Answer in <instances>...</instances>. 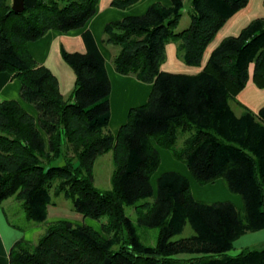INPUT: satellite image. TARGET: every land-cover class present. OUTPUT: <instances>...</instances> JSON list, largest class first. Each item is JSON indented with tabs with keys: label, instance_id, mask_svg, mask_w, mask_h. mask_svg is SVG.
<instances>
[{
	"label": "trees",
	"instance_id": "16d2710c",
	"mask_svg": "<svg viewBox=\"0 0 264 264\" xmlns=\"http://www.w3.org/2000/svg\"><path fill=\"white\" fill-rule=\"evenodd\" d=\"M97 1L24 0L23 10L14 11L11 0H0V71L20 80L21 97L37 110L35 117L15 98L0 100V205L9 197L18 201L24 224H14L21 229L43 225L34 241L12 243L8 264H102L105 258L108 264H264V245L230 252L241 234L264 227V105L255 112L237 98L251 63L252 80L264 87V16L223 37L196 73L161 69L165 44L176 42L177 57L199 65L217 30L248 0H187L190 21L181 29L184 0L154 1L141 14L106 22L103 41L115 48L114 69L152 84L147 100L130 107L113 134L110 79L91 33L83 32L86 51L62 50L75 73L67 97L27 46L50 28L83 26ZM135 1L110 3L123 8ZM158 148L182 161L199 184L221 177L240 194L243 209L230 200L196 199L189 178L176 170L157 176L154 193ZM109 150L111 186L102 189L92 168ZM52 188L83 217L98 220L100 230L64 218L46 221ZM186 225L191 232L181 235ZM139 226L157 229L153 244Z\"/></svg>",
	"mask_w": 264,
	"mask_h": 264
},
{
	"label": "crops",
	"instance_id": "0c3cea01",
	"mask_svg": "<svg viewBox=\"0 0 264 264\" xmlns=\"http://www.w3.org/2000/svg\"><path fill=\"white\" fill-rule=\"evenodd\" d=\"M154 1H159L166 6L171 3V0H136L122 8L111 5V0H98L94 13L85 21L83 26L66 31L50 28L39 38L27 42L28 49L34 59L38 63L46 65L56 75L59 90L64 97H67L73 88L75 73L62 57V50L69 52L86 51L83 32L88 30L91 33L104 57L106 71L110 79V115L107 126L113 134H116L119 126L126 121L129 108L142 104L147 100L152 84L142 81L131 74L119 73L114 69L112 55L115 48L104 43L103 28L108 21L120 19L130 14L145 12L149 4ZM183 10H186L189 16V2L187 0H184ZM259 16H264V0H248L243 7L230 15L217 30L215 36L207 44L199 65L187 64L178 58L176 55V42L168 41L165 44L166 56L160 65L161 69L172 72L196 73L206 62L210 51L223 37L237 34L249 21ZM178 28L181 29L183 27ZM249 69V77L244 87L238 92L237 98L241 103L256 112L264 105V87L257 86L252 80V63ZM20 87L21 82L17 77H12L6 70L0 71V100L15 98L28 112L36 117V108L21 97ZM235 111L239 113L240 108L235 106ZM158 149L160 155L161 153L164 155L167 163L163 164L166 161L160 158L158 168L154 172L157 173L158 171L156 176L164 170L179 171L189 178L190 189L196 199L205 201L230 200L239 210L243 209V201L240 194L231 192L221 177L216 178L212 182L199 184L192 177L184 163L173 158L167 149ZM161 164L165 166L161 168ZM10 199L18 203L16 199L9 197L0 205V264H8L9 249L16 239L24 237L27 240L34 241L38 235L37 231L41 228V225L26 223L21 229L18 227L20 225L12 223L10 218H8V214L6 215L4 212V209L6 210L5 205H9ZM257 241H264V228L241 235L234 241V247L238 246L240 248L243 245Z\"/></svg>",
	"mask_w": 264,
	"mask_h": 264
},
{
	"label": "rangeland",
	"instance_id": "374dc122",
	"mask_svg": "<svg viewBox=\"0 0 264 264\" xmlns=\"http://www.w3.org/2000/svg\"><path fill=\"white\" fill-rule=\"evenodd\" d=\"M189 21H190V17L188 16L187 11L183 10L181 19L179 20V24L176 26V29H179L178 27H186L188 25ZM164 149H166V148H164ZM170 154H171V152H170ZM160 156H161L160 157L161 160L166 161V159L164 158V155H162V153ZM171 156L173 157L172 154H171ZM176 160H178V159H176ZM178 161H180V160H178ZM180 162L183 163L182 161H180ZM166 163H167V161L163 164H166ZM163 166H165V165L161 164V168ZM112 169H113V162H112L111 150L106 151V152L101 153V154H98L94 160L93 168H92L94 184L97 187L102 188V189L109 188L111 186L110 178H111ZM157 173H158V171H157ZM157 173H153L150 177V182L154 188V193L156 190V178H157L156 175H157ZM51 196H52L51 198L53 201L50 204H48V206H47L46 221H52V220L64 218V219L70 220L73 223H83V222L89 223L93 227H96V229L100 230V224H99L98 220L90 218V217H83L80 213H78L77 211H75L72 208L71 200L69 198H66L62 193L55 194L53 191V188H52L51 189ZM9 202H10L9 205L10 204L11 205L9 206L8 204H6L5 208H6V213L8 214L10 220L13 221V223H15V224H20V225L24 224V221L22 220L23 218H20L22 216V214H21V210L18 206V203L14 202L13 199H10ZM125 210H126V213L129 214L133 219L136 218V213H135V210L132 206H126ZM21 221H23V222H21ZM260 229H262V228H260ZM42 230H43V225L41 224V228H40V230L37 231V234L42 232ZM258 230L259 229L249 230V231L244 232L243 234L248 233V232L258 231ZM139 231L141 232V235H142V237L146 243L153 244L155 242V237H156V233H157L156 228L139 226ZM190 232H191V228L188 225H186V227L184 228V231L181 233V235L182 234H189ZM243 234H241V235H243ZM261 245H264V241H257V242H254L251 244H246L243 246L259 247ZM243 246H241V247H243ZM241 247L240 248L238 246L234 247V249H231L230 252L235 253V252L239 251L241 249Z\"/></svg>",
	"mask_w": 264,
	"mask_h": 264
},
{
	"label": "water",
	"instance_id": "95a60500",
	"mask_svg": "<svg viewBox=\"0 0 264 264\" xmlns=\"http://www.w3.org/2000/svg\"><path fill=\"white\" fill-rule=\"evenodd\" d=\"M24 8V0H11V9L14 11H22ZM109 258H105L102 264H108Z\"/></svg>",
	"mask_w": 264,
	"mask_h": 264
}]
</instances>
